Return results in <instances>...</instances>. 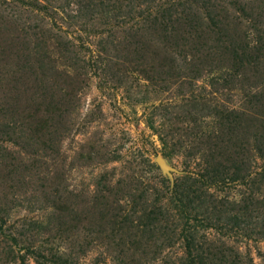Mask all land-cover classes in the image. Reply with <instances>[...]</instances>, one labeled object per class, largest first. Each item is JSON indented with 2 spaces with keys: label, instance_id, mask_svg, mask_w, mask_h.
<instances>
[{
  "label": "rangeland",
  "instance_id": "obj_1",
  "mask_svg": "<svg viewBox=\"0 0 264 264\" xmlns=\"http://www.w3.org/2000/svg\"><path fill=\"white\" fill-rule=\"evenodd\" d=\"M0 264H264V0H0Z\"/></svg>",
  "mask_w": 264,
  "mask_h": 264
}]
</instances>
